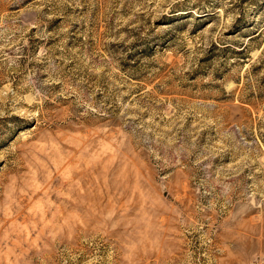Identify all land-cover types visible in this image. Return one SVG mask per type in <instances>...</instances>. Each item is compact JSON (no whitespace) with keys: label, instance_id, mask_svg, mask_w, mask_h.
I'll use <instances>...</instances> for the list:
<instances>
[{"label":"rangeland","instance_id":"1","mask_svg":"<svg viewBox=\"0 0 264 264\" xmlns=\"http://www.w3.org/2000/svg\"><path fill=\"white\" fill-rule=\"evenodd\" d=\"M0 264H264V0H0Z\"/></svg>","mask_w":264,"mask_h":264}]
</instances>
